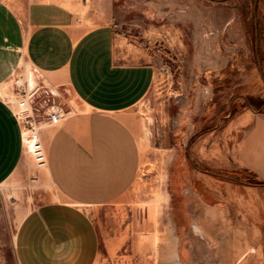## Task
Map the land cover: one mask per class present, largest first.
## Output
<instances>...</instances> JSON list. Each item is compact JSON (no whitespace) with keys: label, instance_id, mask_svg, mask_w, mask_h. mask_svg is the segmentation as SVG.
Listing matches in <instances>:
<instances>
[{"label":"rangeland","instance_id":"374dc122","mask_svg":"<svg viewBox=\"0 0 264 264\" xmlns=\"http://www.w3.org/2000/svg\"><path fill=\"white\" fill-rule=\"evenodd\" d=\"M80 18L87 29L111 25L120 58L155 69L125 113L139 173L120 199L80 206L40 183L46 169L28 154L23 181L0 187V264L170 262L176 161L200 170L188 180L208 191L209 205L237 210L246 250L264 258V0H89ZM192 197L184 204L196 210L203 203Z\"/></svg>","mask_w":264,"mask_h":264},{"label":"crops","instance_id":"0c3cea01","mask_svg":"<svg viewBox=\"0 0 264 264\" xmlns=\"http://www.w3.org/2000/svg\"><path fill=\"white\" fill-rule=\"evenodd\" d=\"M83 1L0 0V88L26 66L70 87L78 114L58 129L43 132L48 166L40 173V183L48 181L71 203L98 207L120 199L136 181L141 149L125 113L146 96L155 69L123 61L111 25L83 27ZM30 162L20 127L0 99V187L21 183ZM190 167L182 161L171 167L175 255L161 264H264L262 256L246 250V231L234 219L237 210L209 205L208 191L195 189L198 181L188 180V173L197 169ZM195 193L203 204L188 209L184 201L192 202Z\"/></svg>","mask_w":264,"mask_h":264},{"label":"built area","instance_id":"2783aa9c","mask_svg":"<svg viewBox=\"0 0 264 264\" xmlns=\"http://www.w3.org/2000/svg\"><path fill=\"white\" fill-rule=\"evenodd\" d=\"M0 99L11 109L21 130L23 149L36 169H47L43 132L58 129L78 114L70 87L50 81L33 66L20 67L0 88Z\"/></svg>","mask_w":264,"mask_h":264},{"label":"bare ground","instance_id":"6f19581e","mask_svg":"<svg viewBox=\"0 0 264 264\" xmlns=\"http://www.w3.org/2000/svg\"><path fill=\"white\" fill-rule=\"evenodd\" d=\"M45 171V170H44Z\"/></svg>","mask_w":264,"mask_h":264}]
</instances>
